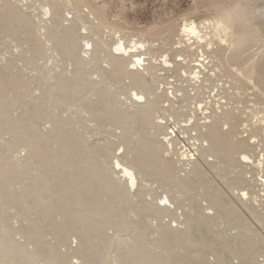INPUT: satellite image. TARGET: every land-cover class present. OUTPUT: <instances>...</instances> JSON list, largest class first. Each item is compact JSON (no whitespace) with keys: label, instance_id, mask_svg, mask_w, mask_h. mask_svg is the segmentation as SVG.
<instances>
[{"label":"rangeland","instance_id":"1","mask_svg":"<svg viewBox=\"0 0 264 264\" xmlns=\"http://www.w3.org/2000/svg\"><path fill=\"white\" fill-rule=\"evenodd\" d=\"M239 12L241 19L233 21ZM189 23L197 26L202 41L182 32ZM65 28L73 29L69 37L79 51L74 57L65 56ZM236 36L244 42L240 47ZM119 43L135 47L151 63L140 76L146 88L130 76L135 70L129 58L113 65ZM261 73L264 0H0V243L8 231L21 247L20 259L25 257L21 264L30 256L35 264H164V252L171 253L166 264L264 260V184L258 180L264 165L250 166L237 155L250 151V141L239 151L231 146L240 140L236 135L248 139L245 132L255 125L262 130L253 135L264 134V125L257 124L264 113ZM78 76L79 90L64 97L52 93L59 81L73 86ZM89 81L96 85L88 86ZM134 92H143L152 109L140 108ZM147 115L160 121L154 131L143 125ZM65 126L72 135L62 144ZM25 131L44 134L40 149L55 151L57 159L49 163L38 158V151L29 154ZM160 133L166 140L156 141ZM214 135L219 141L213 153L202 156ZM262 143L255 157L264 155ZM184 154L195 161L190 155L182 159ZM85 159L91 161L88 167L79 164ZM116 160L136 176L141 166L143 180L134 189L123 178L116 181ZM11 166L16 172L9 171ZM54 168L62 176L52 184L61 200L41 206L38 198H26L34 177L43 174L49 184ZM43 179L38 178L40 185ZM107 179L123 190L122 200ZM164 194L173 198L174 208L159 200ZM92 197L99 201L96 206ZM77 198L82 205H75ZM181 203L184 207L177 209ZM153 205L167 212L158 213ZM84 227L96 233L84 234ZM178 230L185 239L173 243ZM8 251L2 248L0 255L9 257Z\"/></svg>","mask_w":264,"mask_h":264},{"label":"bare ground","instance_id":"2","mask_svg":"<svg viewBox=\"0 0 264 264\" xmlns=\"http://www.w3.org/2000/svg\"><path fill=\"white\" fill-rule=\"evenodd\" d=\"M243 14L241 13V12H239L238 13V15L234 18V20L233 21H239V19H241L240 17L242 16ZM230 22V21H229ZM65 29H67L66 30V33H65V35H66V37H67V40H66V42H65V44H64V46H65V56L66 57H74V55H77V51H78V49H77V47H76V43H75V40L73 39V38H71V37H69V32H72L73 31V29L72 28H65ZM224 31H225V29H224ZM182 32L184 33V34H188V35H191V37H194L196 40H197V42H200V41H202L203 40V36L202 35H200V31H199V29L197 28V26L194 24V23H189V24H186V25H184L183 26V29H182ZM244 35H247V34H249L250 35V30H248V31H244V33H243ZM76 35V34H75ZM248 35V36H249ZM53 36V35H52ZM72 36V35H71ZM242 37H244L243 35H242ZM242 37H240V36H236L235 37V39H234V44L237 46V47H240V45H243V43L244 42H242L241 41V39H242ZM53 38H55V37H53ZM55 40V39H54ZM133 49H135V47L133 48ZM131 50V49H128V48H126L124 45H123V43H119V44H117L116 45V48H115V53H114V55L112 56V63H113V65L114 66H117L118 65V62H120L119 60H121V58H125V57H127V58H129L131 61H130V65H131V70H135V72L133 71V72H130V76L132 77V78H134L135 79V81H136V84H137V86L139 87V88H146L147 87V84L145 83V81L143 80L144 78H142V77H140V76H142L143 74H144V72H148V71H150V69H151V63L150 62H147V63H145L144 62V58H143V56H142V54H140L139 52H136V50ZM79 52V51H78ZM84 53V52H83ZM201 57V56H200ZM235 57V56H234ZM93 58V57H92ZM82 60H83V57L82 56H79V58L77 59V61L79 62V63H81L82 62ZM148 61V60H147ZM164 61V60H163ZM94 62V61H93ZM198 62V61H197ZM165 64H167L166 62H164ZM170 64V63H169ZM198 65V64H197ZM141 66H144L143 68H141ZM166 66V65H165ZM168 66V65H167ZM200 66H203L202 64L200 65ZM116 68V67H115ZM138 69L139 70H141L142 71V73L141 72H138ZM204 69V68H203ZM118 70V69H117ZM122 70V69H121ZM204 70H206V69H204ZM191 71V70H190ZM200 70H197V72L196 73H200L199 72ZM208 72H209V70H207ZM252 72V71H251ZM186 73H188V72H186ZM194 73H195V71H194ZM258 73H260V72H258ZM188 74H190V75H192L193 74V72H190V73H188ZM262 74V73H261ZM261 74H257L258 76H261ZM187 75V74H186ZM202 75H203V73H202ZM262 75H264V74H262ZM99 76V75H98ZM103 76V75H102ZM144 76V75H143ZM194 77L196 76V75H193ZM257 76V77H258ZM101 77V76H100ZM129 77V76H128ZM130 78V77H129ZM187 78V77H186ZM202 78V77H201ZM191 79H192V77H191ZM256 79V78H255ZM254 79V80H255ZM257 79H259V77L257 78ZM256 79V80H257ZM264 80V79H263ZM203 81V80H202ZM60 83H58L57 85L55 84V85H53V92L52 93H56V94H60V95H63V97L70 91V90H79V88L80 87H82L83 86V84H82V79L80 78V76H78L77 78H76V83H74V85L73 86H71V85H69V83L66 81H59ZM200 83H201V81H200ZM256 84V83H255ZM96 84L93 82V81H89V83H88V86H95ZM203 85V84H202ZM260 86H263L264 87V81L263 82H261L260 84H259ZM149 86V85H148ZM226 86V85H225ZM173 91V90H172ZM260 91V90H259ZM171 92V91H170ZM176 95V94H175ZM133 96H134V98L138 101H140V103H142L141 104V107L140 108H144V109H148V110H150V109H152L151 107H152V105L150 104V102L148 101V99H147V97L145 96V94L143 93V92H134L133 93ZM44 97H46V94L44 95V96H41V99H45ZM176 97V96H175ZM37 99V98H36ZM168 100V99H167ZM218 104V103H217ZM139 105V104H138ZM231 105V104H230ZM217 105H215L214 107H216ZM218 106H219V104H218ZM217 106V107H218ZM213 107V108H214ZM220 107V106H219ZM235 107V106H234ZM211 108V107H210ZM231 108V107H230ZM238 108V107H237ZM237 108H235L236 110H238ZM209 109V108H208ZM220 109V108H219ZM227 110H228V108H226ZM226 109H225V111H226ZM145 110V111H146ZM234 110V109H233ZM235 110V111H236ZM209 111L210 110H208V113H207V111H205L207 114H211V113H209ZM214 111H215V108H214ZM218 111V110H217ZM230 111H231V109H230ZM204 112V113H205ZM216 112V111H215ZM221 112V111H220ZM233 112V111H232ZM243 112V111H242ZM258 112H255V114H257ZM147 114H148V111H147ZM203 114V113H202ZM233 114V113H232ZM241 114V113H240ZM205 115V114H204ZM212 115V114H211ZM235 115V114H234ZM26 116V115H25ZM150 116V115H149ZM213 116V115H212ZM237 116V115H236ZM27 117H28V115H27ZM26 117V118H27ZM151 117V116H150ZM150 117H148V115L147 116H145L144 117V119L142 120L143 121V125L148 129V130H152V131H154L156 128H158L159 126H156V124L155 123H160V121H157V122H152V121H150V120H152V119H150ZM188 117V116H187ZM206 117V116H205ZM211 117V116H210ZM209 118V117H208ZM224 118V117H223ZM207 120V119H206ZM217 120V119H216ZM237 120H238V118H237ZM205 121V120H204ZM54 122V121H53ZM57 122V120L54 122V124H53V128L55 127L54 125H55V123ZM207 122V121H206ZM209 122V121H208ZM255 122V121H254ZM164 123V122H163ZM202 123V122H201ZM204 123V122H203ZM202 123V124H203ZM210 123V122H209ZM216 123V122H215ZM7 124V123H6ZM165 124V123H164ZM200 124V123H199ZM206 124V123H205ZM257 124L258 125H264V113H263V115H262V117L258 120V122H257ZM214 125V124H213ZM203 126H204V124H203ZM63 127V126H62ZM175 127V126H174ZM212 126H210V128H211ZM144 128V127H143ZM164 128V131H165V129H166V127H163ZM62 129V128H61ZM177 129V128H176ZM187 129V128H186ZM198 129H200V128H198ZM202 129V128H201ZM212 129V128H211ZM257 129L258 128H256V125L252 128V129H250V130H252V132H254V131H257ZM166 130H168V129H166ZM203 130V129H202ZM212 130H214V129H212ZM211 130V131H212ZM249 130V129H248ZM258 130H262V128H259ZM62 131H66V126L63 128V130ZM173 131V130H172ZM196 131V130H195ZM166 132V131H165ZM202 132V131H201ZM200 132V133H201ZM207 132H208V129H207ZM247 132H249V133H246L245 132V134H246V138H248V139H244V138H242V136H239L238 137V135H236V139H240V140H238V143H236V144H233V145H231L232 146V148H234L235 150H241V149H244V148H247V146L245 145V141H250V142H248L249 144H248V148H250V151L248 152V153H244V152H241V153H238L237 152V155L239 156V155H241V159L242 160H244L248 165L250 164V166L252 165V166H256V167H262L263 168V165H264V155H259V156H257L256 155V157H255V151L257 150V148L258 147H260V146H262V142H264V134H261V133H256L255 132V134L253 135V133H252V135H249L248 136V134H251L250 133V131H247ZM263 132V131H262ZM167 133V132H166ZM203 133V132H202ZM209 133V132H208ZM215 133V132H214ZM234 133H235V131H234ZM26 137H27V139H26V142H27V144H28V150H27V152H29V154H32V152L34 153V155L36 154L34 151H38V152H40L41 154H38L37 156H39L38 158L39 159H45V161L47 160V161H49V163L52 161V160H56L57 159V156L56 155H54V154H52L51 152H55V151H52V150H50L49 148L47 149V150H42V149H40V146H39V144L41 143V141H44V139H45V135L44 134H41V133H29V131H25L24 133H23ZM148 134V133H147ZM199 134V133H198ZM236 134V133H235ZM238 134H240V133H238ZM71 133H69V132H67L66 131V133H65V135H64V137L62 136L61 138H59V141H60V143H62V144H65V140H68V139H70L69 137H71ZM157 135V134H156ZM162 136L161 138H157V140L156 141H161V140H166V138H165V135L164 134H162V133H160L159 134V136ZM201 135V134H200ZM203 135V134H202ZM201 135V136H202ZM209 135H211V134H208L207 136H209ZM231 135V134H230ZM158 136V135H157ZM212 136V135H211ZM215 137H213L214 139H213V141L210 143V145H209V147L208 148H205V149H202V156L204 155V156H206V157H210V153H213L212 151L213 150H211V148L213 147V146H215L217 143H218V141H219V138L218 137H216V135H214ZM206 137V136H205ZM204 138V137H203ZM212 138V137H211ZM232 138V137H231ZM209 139V138H208ZM47 141V140H46ZM208 141V140H207ZM45 143V142H44ZM247 143V142H246ZM254 143H256V144H254ZM54 144H57V143H54ZM253 144H254V146H253ZM167 145L168 146H170L171 144L170 143H168L167 142ZM51 146V145H50ZM49 146V147H50ZM65 146V145H64ZM264 147V146H263ZM26 148H27V146H26ZM261 148L262 147H260V150H261ZM259 151V150H258ZM250 153V154H249ZM259 153V152H258ZM261 154V153H260ZM30 156V155H29ZM187 157V156H186ZM189 157V156H188ZM239 158V157H238ZM38 159V160H39ZM61 159V158H60ZM194 158H193V156L192 155H190V162L193 160ZM200 159V158H199ZM204 159H205V157H204ZM69 160V159H68ZM86 160V159H85ZM207 160V159H206ZM63 161V160H62ZM187 161H189V159L187 160ZM195 161V159L193 160V162ZM58 163V162H57ZM90 163H91V161L90 160H86V161H82V162H80L79 164H82V166L83 165H85V166H89L90 165ZM141 163V162H140ZM186 163V162H185ZM61 164H64V163H61V161H60V163L59 164H57V166H59V165H61ZM125 163H121V162H119L118 160H116L115 161V163H114V166H115V169H117L116 171H118V173L116 174V177H117V180L116 181H120V179L121 178H123L121 181H125V184H126V186H127V188H129V189H134L136 186H137V184H138V179H139V181H142L143 179V177H142V175L140 174V172H141V166H137V171H138V174H137V176H136V174H135V171L132 169V168H129V167H127L126 165H124ZM255 164V165H254ZM247 165V166H248ZM12 167V166H11ZM9 168V171H11V169H12V171H13V167L12 168ZM55 167V166H54ZM68 167V166H67ZM246 167V166H245ZM58 169H60L61 168V166H59V167H57ZM57 168H54V170H53V175L52 176H50V178H51V181H49V184H48V182H46V179H45V181H44V176H43V174L42 175H36L35 177H34V179H33V182L29 185V186H27V190H26V192H25V197L26 198H32V200H35V198H38V201H36V202H39V205H41V206H45V205H53V206H55L56 204H57V202L59 201V200H61V197L62 196H59L60 195V193L58 194V192L55 190V186H53L54 184V181H56V179H58V178H60V176H59V174H56L55 172H57ZM69 168V167H68ZM70 168H71V166H70ZM85 168V167H84ZM164 168H165V166H164ZM258 168V169H259ZM62 169V168H61ZM65 169H66V167H65ZM166 169V168H165ZM164 169V170H165ZM168 169H170V168H168ZM189 169V168H188ZM39 170V169H38ZM101 170V169H100ZM163 170V171H164ZM41 171V170H40ZM68 171V170H67ZM71 171V170H70ZM13 172H16V170L15 171H13ZM26 172V171H25ZM85 172H87V170L85 171ZM165 172V171H164ZM169 172V171H168ZM245 172V171H244ZM249 172V171H248ZM9 173V172H8ZM12 173V172H11ZM9 174V175H12L11 177L12 178H14V177H16L17 176V173H14V174ZM40 173H43V172H40ZM59 173V172H58ZM99 173H100V171H99ZM86 174V173H85ZM84 174V175H85ZM18 175H20V174H18ZM87 175V174H86ZM85 175V176H86ZM139 175V176H138ZM8 177H10V176H8ZM32 177V176H31ZM87 177V176H86ZM38 178H39V180L41 179H43V183L40 185L39 184V181H38ZM61 178H62V176H61ZM61 178L59 179V181H62L61 180ZM85 178V177H84ZM84 178H82V179H79L80 181H76L75 182V180H73L74 181V185L75 186H77V184H79V182H81V181H83V179ZM179 178V177H178ZM184 178H186V177H184ZM188 178V177H187ZM114 179H116L115 177H114ZM77 180V179H76ZM251 181L252 180H255V179H250ZM250 180H248V181H250ZM259 182H260V184H261V186L264 184V177L263 176H261L259 179ZM108 181V182H107ZM107 186L108 187H110V189H115L116 191H117V189H118V193H119V191H120V193L122 194V192H123V190L118 186V185H116L115 184V182L112 180H108L107 179ZM188 181V180H187ZM52 182V183H51ZM57 182V181H56ZM55 182V183H56ZM72 182V181H71ZM244 182V181H243ZM87 183V182H86ZM119 183V182H118ZM188 183V182H187ZM50 184H51V186H50ZM53 184V185H52ZM121 184V183H120ZM141 184V183H140ZM73 185V186H74ZM89 185V184H88ZM4 186V185H3ZM87 186V185H86ZM118 186V187H117ZM124 186V185H123ZM178 186L180 187V188H182L183 186H184V183H182V182H179L178 183ZM264 187V186H263ZM184 188V187H183ZM120 189V190H119ZM114 190V191H115ZM133 191V190H132ZM73 192V191H72ZM231 192H233V191H231ZM241 193H240V195L241 196H243L244 198L247 196V193L246 192H244L243 190L242 191H240ZM120 193H119V198H120V200H122L123 198H122V195H120ZM45 194H48V196H51V197H54V200H49V199H47V200H45V198H48V197H46V195ZM1 196V195H0ZM124 196V195H123ZM122 198V199H121ZM220 198V197H219ZM0 199H1V197H0ZM40 199H41V201H40ZM67 199V198H66ZM225 199V198H224ZM237 199V198H236ZM91 201V206H96V204H98V199H96L95 197H92L91 199H90ZM160 201H164L165 202V204H167L168 206H172V208H174V201H173V198L171 199V198H169L168 197V195L167 194H164V197L162 198H160L159 199ZM218 200V199H217ZM75 201H77V202H75V205H82L83 204V200L82 199H80L79 198V200H78V198L75 200ZM226 201H227V198H226ZM36 202H35V204H36ZM216 203H217V201H215ZM221 202V201H220ZM214 203V202H213ZM219 203V202H218ZM156 204V203H155ZM227 205V204H226ZM244 205V204H243ZM109 206H110V204H109ZM177 206V209H181L182 210V207H184L183 206V204L181 203V204H177L176 205ZM236 206V205H235ZM106 208H108V207H106ZM148 208V207H147ZM152 208V207H151ZM153 209L156 211V212H158V210L159 211H166L167 212V209H159V206L158 205H153ZM153 210V211H154ZM108 211H109V208L107 209V211H105L104 213H108ZM155 212V213H156ZM159 213V212H158ZM252 213V212H251ZM168 214V213H167ZM176 214V213H175ZM103 215V214H102ZM161 215V214H160ZM159 216V215H158ZM157 216V217H158ZM162 216V215H161ZM174 217V216H173ZM254 217V216H253ZM86 217H84V219H85ZM158 218H160V217H158ZM177 218H178V216H177ZM259 218V217H258ZM255 219H256V217H255ZM161 220H162V218H161ZM214 220H216V219H213V218H209L208 219V222H215ZM218 220V219H217ZM261 220V219H260ZM173 221L174 222H176L177 223V221H176V217L175 218H173ZM257 221H258V219H257ZM260 222V221H259ZM88 223L90 224V222L88 221ZM180 223V222H179ZM183 224H185V223H183ZM83 225H85V224H83ZM124 225V224H123ZM122 227V226H121ZM92 232H94V233H96V231H93L92 229H90ZM90 230H88L87 229V227H84V234H87L88 233V231L89 232H91ZM87 231V232H86ZM179 231V230H178ZM170 232V231H169ZM168 234V233H167ZM170 234V233H169ZM171 234H173V233H171ZM176 234H178V235H176V237H174L175 238V240L173 239L172 240V242L173 243H175V242H178V241H180V240H178L179 238L180 239H182V238H184V233H182L181 231H179V233H176ZM4 236L5 237H7L8 239H6V240H4L2 243H0V250L2 249V248H9L11 251H8L9 253H10V256L9 257H5V255H0V264H21L22 263V259H24L25 257H23L22 255V259H20V246H17V245H15L14 243H13V241L8 237L9 236V233H8V231L4 234ZM166 237V236H165ZM167 238V237H166ZM176 239H177V241H176ZM185 239V238H184ZM164 240V239H163ZM122 241V240H121ZM84 248L83 247H80V249L78 250V251H80V250H83ZM136 251H138L137 253H139V249L137 250V248L135 249ZM132 252H134V251H132ZM28 253L29 252H27V251H24L23 252V255H28ZM135 254V253H134ZM152 254V253H151ZM171 253H167V252H164V254H162V257H161V263H164V264H166L169 260H170V255ZM30 255V254H29ZM136 255H138V254H136ZM153 255H154V257H156L155 255H156V253H153ZM36 256V255H35ZM27 257V256H26ZM38 257V256H37ZM137 257V256H136ZM135 257V258H136ZM158 257V256H157ZM131 259V258H130ZM22 260V261H21ZM24 261H26V264H35V259H34V257H31L30 256V258H28L27 260L25 259ZM48 261V263H49V261H52V260H47ZM139 261V260H138ZM155 261V260H154ZM150 262V263H148V264H155V262ZM61 262V261H60ZM65 262V261H64ZM63 262V263H64ZM128 262H130V261H128ZM141 262H142V260H141ZM37 263V262H36ZM45 263V262H44ZM47 263V262H46ZM53 262H51V264H52ZM136 263H138L139 264V262H137V260H136ZM25 264V263H24ZM62 264V263H61ZM121 264H123V263H121ZM127 264H129V263H127Z\"/></svg>","mask_w":264,"mask_h":264},{"label":"built area","instance_id":"3","mask_svg":"<svg viewBox=\"0 0 264 264\" xmlns=\"http://www.w3.org/2000/svg\"><path fill=\"white\" fill-rule=\"evenodd\" d=\"M188 155H191V154H188ZM187 154H184L182 159H184V157L188 156ZM181 162L184 163V160H181ZM257 264H264V260H260Z\"/></svg>","mask_w":264,"mask_h":264}]
</instances>
